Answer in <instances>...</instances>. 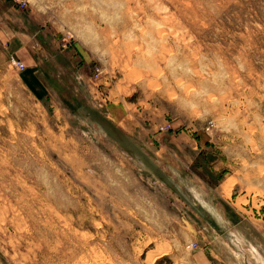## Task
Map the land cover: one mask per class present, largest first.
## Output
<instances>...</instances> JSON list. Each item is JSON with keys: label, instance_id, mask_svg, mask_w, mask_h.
I'll list each match as a JSON object with an SVG mask.
<instances>
[{"label": "rangeland", "instance_id": "rangeland-1", "mask_svg": "<svg viewBox=\"0 0 264 264\" xmlns=\"http://www.w3.org/2000/svg\"><path fill=\"white\" fill-rule=\"evenodd\" d=\"M0 264H264V0H0Z\"/></svg>", "mask_w": 264, "mask_h": 264}, {"label": "built area", "instance_id": "built-area-1", "mask_svg": "<svg viewBox=\"0 0 264 264\" xmlns=\"http://www.w3.org/2000/svg\"><path fill=\"white\" fill-rule=\"evenodd\" d=\"M8 59H9V62L16 67H21L23 65L22 61L20 59H18L17 57L9 55Z\"/></svg>", "mask_w": 264, "mask_h": 264}]
</instances>
